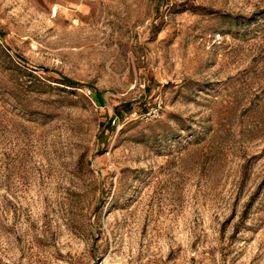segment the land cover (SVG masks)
<instances>
[{"label": "rangeland", "instance_id": "374dc122", "mask_svg": "<svg viewBox=\"0 0 264 264\" xmlns=\"http://www.w3.org/2000/svg\"><path fill=\"white\" fill-rule=\"evenodd\" d=\"M0 264H264V0H0Z\"/></svg>", "mask_w": 264, "mask_h": 264}, {"label": "trees", "instance_id": "16d2710c", "mask_svg": "<svg viewBox=\"0 0 264 264\" xmlns=\"http://www.w3.org/2000/svg\"><path fill=\"white\" fill-rule=\"evenodd\" d=\"M64 82L68 83L67 81L64 80ZM69 84V83H68Z\"/></svg>", "mask_w": 264, "mask_h": 264}, {"label": "built area", "instance_id": "2783aa9c", "mask_svg": "<svg viewBox=\"0 0 264 264\" xmlns=\"http://www.w3.org/2000/svg\"><path fill=\"white\" fill-rule=\"evenodd\" d=\"M53 15H55V12L53 13Z\"/></svg>", "mask_w": 264, "mask_h": 264}]
</instances>
